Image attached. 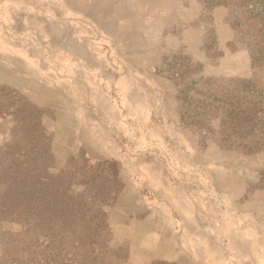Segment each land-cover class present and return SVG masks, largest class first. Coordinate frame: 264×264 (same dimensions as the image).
<instances>
[{"label":"rangeland","instance_id":"rangeland-1","mask_svg":"<svg viewBox=\"0 0 264 264\" xmlns=\"http://www.w3.org/2000/svg\"><path fill=\"white\" fill-rule=\"evenodd\" d=\"M153 21L151 48L124 51L118 60L113 45L93 38L96 52L105 56L107 46L110 72L92 76L69 74L72 65L97 64L98 59L86 56L91 47L84 38L70 37L66 23L59 28L60 55L72 59L45 60V84L57 90L44 86V107L18 89L0 95V206L10 202L9 184L16 176L22 179L9 169L6 148L18 145L22 153L39 152L44 172L39 190L41 184L44 192L54 184L60 200H66L67 192V198L83 203L86 218L98 210L108 212L105 242L119 252L111 264H173L164 250L172 252L171 241L180 250V242L151 237V219L160 217L166 224L164 215L180 210L171 193L183 191L184 199L177 200H183L184 212L194 214L189 221L195 223L201 176L207 179L217 164L230 166L227 171L234 170L247 183L257 196L255 206L264 202V0H175L172 11H158ZM45 51L49 57L47 44ZM74 52L80 59H74ZM115 73L134 81L135 107L126 106L127 93L115 84L123 76ZM244 112L251 122H243ZM233 117L240 123L234 130ZM83 153L119 158L123 188L112 207L105 204L107 188L98 196L95 189L77 184L75 169ZM232 188L240 190L239 185ZM204 190L205 199L208 191L212 196L207 182ZM18 198L24 196L11 197ZM182 220L174 222L181 226ZM180 226L178 232L186 231ZM16 228L9 220L0 222V259L4 236ZM183 247L187 252L189 241Z\"/></svg>","mask_w":264,"mask_h":264},{"label":"crops","instance_id":"crops-1","mask_svg":"<svg viewBox=\"0 0 264 264\" xmlns=\"http://www.w3.org/2000/svg\"><path fill=\"white\" fill-rule=\"evenodd\" d=\"M174 1L0 0V95L9 94L13 92V89H18L27 97L30 94L36 102L35 106L44 107L42 93L44 86H51L57 90L53 87L54 85L45 84L47 74L44 68L45 60L72 59V57L64 58L60 55L61 30L59 28L62 25L66 26V23H68L70 37L72 36L76 41L84 38L85 44L89 45L86 47H91V51L85 53L89 54L86 56L98 59L97 64L85 62L78 64L79 66L72 65L69 74L109 75L110 67L107 59L110 57L107 46L104 47L105 56L96 52L98 44H95L97 42L93 41V38L100 39L105 45H113L116 51L114 58L117 60L118 55L124 56V51L149 50L152 33H154L151 27L152 23L156 22L153 18L158 11H172ZM66 34V32L63 33V35ZM46 35L50 37L49 40ZM46 44L50 48L49 57H46ZM73 55L74 59L79 58L75 52ZM104 60H106L105 63H103ZM113 70L115 71L114 68ZM115 84L120 91L127 93L126 106L128 104V107H135L136 102L133 99H138L134 81L123 76L116 80ZM145 105L148 106V104ZM134 110H130V114L136 116ZM117 158L91 159L114 160L120 173L119 158ZM211 168V170L208 168L211 173L209 177L206 179L201 176L200 185H198L197 193L201 194V197L197 198L199 209L195 213V223L189 221L194 214L184 212L183 200H177L182 199V196L184 199L186 193L175 191L171 193V195L174 194L172 201L181 211L174 210V215L165 214L166 224L159 221L162 219L160 217L151 219L155 224V230L150 232L151 237L165 236L180 242V250L172 241L170 245L172 252L167 253L164 250L166 253L164 258L173 264H264L263 200L260 202L261 207L255 206L258 203L257 196L248 190L247 183L238 177L234 170L227 171V168H231L230 166L217 164ZM219 171L224 173H217ZM205 182L213 191L212 196L208 191L207 194L210 197L207 199H205ZM238 185L240 190L232 188ZM179 217L186 223L182 220L180 226L178 221L174 222ZM178 225L186 228V231L178 232ZM177 235L181 236L180 239H176ZM2 239L0 231V248ZM187 241L190 244V254L187 253L190 249L185 252L183 247ZM193 251L196 254L194 256H192Z\"/></svg>","mask_w":264,"mask_h":264},{"label":"trees","instance_id":"trees-1","mask_svg":"<svg viewBox=\"0 0 264 264\" xmlns=\"http://www.w3.org/2000/svg\"><path fill=\"white\" fill-rule=\"evenodd\" d=\"M244 114L243 122H251V115ZM236 120L237 117L231 119L232 130L240 124ZM246 148L250 153L254 151L251 146ZM6 150L9 169L21 174L22 179L16 176L9 184L10 202L0 206V222L9 220L18 227L13 235L4 236L0 264H111V258L119 259V252L109 248L105 242L111 226L107 211L98 210L86 218L83 203L74 196L67 198V192L63 196L66 200H60L54 184L46 192L41 184L42 189L39 190L37 185L44 175L39 152L36 155L31 150L22 153L23 149L18 145L8 146ZM76 165L79 167L75 169V175L80 174L77 184L95 189L98 196H103L107 188L105 204L112 207L123 188L116 161L94 160L84 154ZM47 177L52 180L51 176ZM14 183H17L16 192H13ZM24 187L28 188L27 192H24ZM13 194H22L24 198L12 200ZM6 206L9 208L4 212L2 207ZM4 214L5 217L2 216ZM81 227L85 229L80 232Z\"/></svg>","mask_w":264,"mask_h":264}]
</instances>
